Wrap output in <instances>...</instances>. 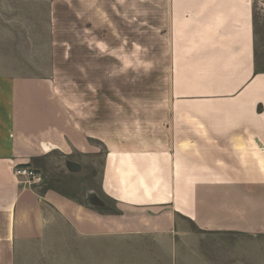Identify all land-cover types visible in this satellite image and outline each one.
I'll list each match as a JSON object with an SVG mask.
<instances>
[{
    "label": "crops",
    "instance_id": "0c3cea01",
    "mask_svg": "<svg viewBox=\"0 0 264 264\" xmlns=\"http://www.w3.org/2000/svg\"><path fill=\"white\" fill-rule=\"evenodd\" d=\"M158 3L169 10V88L152 122L91 120L83 128L47 61L0 59V264H16L19 244L67 213L84 237L118 220L115 228L168 236L176 219L210 233L264 236V72L252 2ZM99 152L98 203L120 214H101L54 188L22 186L13 174L17 164L48 167L60 158L80 172L78 162Z\"/></svg>",
    "mask_w": 264,
    "mask_h": 264
},
{
    "label": "rangeland",
    "instance_id": "374dc122",
    "mask_svg": "<svg viewBox=\"0 0 264 264\" xmlns=\"http://www.w3.org/2000/svg\"><path fill=\"white\" fill-rule=\"evenodd\" d=\"M158 1L0 0V59L47 61L83 128L91 120L99 127L107 119L115 125L122 119L152 122L169 88V10L163 3L160 11ZM251 2L256 65L264 72V0ZM102 156L81 159L80 172L68 171L62 158L49 168L27 164L42 181L17 178L22 186L54 188L101 214H120L109 201L98 203ZM67 218L52 219L40 238L19 244L16 264H264V236L210 233L176 219L168 236L115 228L118 220L84 237L70 213Z\"/></svg>",
    "mask_w": 264,
    "mask_h": 264
},
{
    "label": "built area",
    "instance_id": "2783aa9c",
    "mask_svg": "<svg viewBox=\"0 0 264 264\" xmlns=\"http://www.w3.org/2000/svg\"><path fill=\"white\" fill-rule=\"evenodd\" d=\"M13 174L16 177H25L27 182H40L42 176L40 173L29 167L27 164H17L14 166Z\"/></svg>",
    "mask_w": 264,
    "mask_h": 264
}]
</instances>
